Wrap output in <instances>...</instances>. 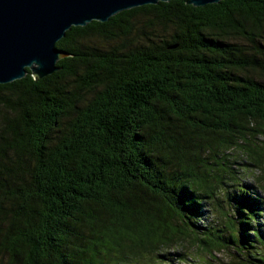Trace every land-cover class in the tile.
<instances>
[{
	"label": "trees",
	"instance_id": "obj_1",
	"mask_svg": "<svg viewBox=\"0 0 264 264\" xmlns=\"http://www.w3.org/2000/svg\"><path fill=\"white\" fill-rule=\"evenodd\" d=\"M55 46L60 71L0 85V264H264V0L145 5Z\"/></svg>",
	"mask_w": 264,
	"mask_h": 264
},
{
	"label": "water",
	"instance_id": "obj_2",
	"mask_svg": "<svg viewBox=\"0 0 264 264\" xmlns=\"http://www.w3.org/2000/svg\"><path fill=\"white\" fill-rule=\"evenodd\" d=\"M171 0H0V85L21 80L28 73L41 80L60 71L58 62L70 55L56 43L72 27L112 17L145 5ZM224 0H187L204 7Z\"/></svg>",
	"mask_w": 264,
	"mask_h": 264
},
{
	"label": "rangeland",
	"instance_id": "obj_3",
	"mask_svg": "<svg viewBox=\"0 0 264 264\" xmlns=\"http://www.w3.org/2000/svg\"><path fill=\"white\" fill-rule=\"evenodd\" d=\"M261 139V138H259ZM263 140V139H262ZM230 156H233V155H230ZM232 158V157H230ZM236 161L239 162V164H236L235 167H237L238 169H241L243 168L244 171L240 170L241 172V175L244 176L245 174H247L246 170H245V167L243 166L245 164L244 160L242 158H237ZM247 169V168H246ZM257 171H249L248 173L250 174V176H245V177H248L247 179L244 177L245 181L247 183H250L252 184L253 183V177L251 176L253 173ZM261 172L258 173V175H260ZM254 175V174H253ZM209 219H208V222H212V221H215L213 218V215H210V214H207V216ZM215 217V216H214ZM216 260L213 261V263L211 262L210 264H234V261L232 259V255L227 252V251H223L221 253H218L216 254ZM194 264H199V263H194Z\"/></svg>",
	"mask_w": 264,
	"mask_h": 264
},
{
	"label": "bare ground",
	"instance_id": "obj_4",
	"mask_svg": "<svg viewBox=\"0 0 264 264\" xmlns=\"http://www.w3.org/2000/svg\"><path fill=\"white\" fill-rule=\"evenodd\" d=\"M234 152V151H233ZM247 160V159H246ZM253 171V170H252ZM250 175V174H249Z\"/></svg>",
	"mask_w": 264,
	"mask_h": 264
}]
</instances>
